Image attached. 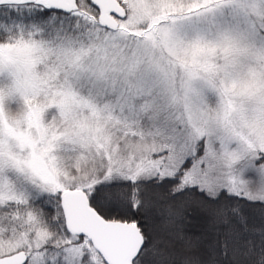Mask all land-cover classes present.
<instances>
[{"label": "snow or ice", "instance_id": "obj_1", "mask_svg": "<svg viewBox=\"0 0 264 264\" xmlns=\"http://www.w3.org/2000/svg\"><path fill=\"white\" fill-rule=\"evenodd\" d=\"M0 264H264V0H0Z\"/></svg>", "mask_w": 264, "mask_h": 264}]
</instances>
